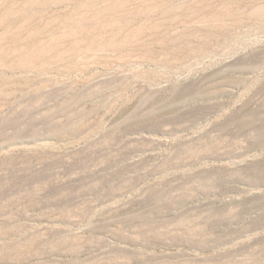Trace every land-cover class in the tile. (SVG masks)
<instances>
[{"label":"rangeland","instance_id":"rangeland-1","mask_svg":"<svg viewBox=\"0 0 264 264\" xmlns=\"http://www.w3.org/2000/svg\"><path fill=\"white\" fill-rule=\"evenodd\" d=\"M0 264H264V0H0Z\"/></svg>","mask_w":264,"mask_h":264}]
</instances>
